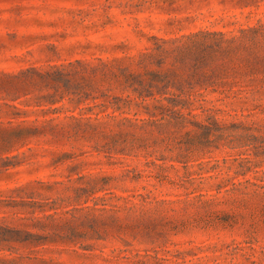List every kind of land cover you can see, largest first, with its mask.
<instances>
[{
    "label": "rangeland",
    "instance_id": "374dc122",
    "mask_svg": "<svg viewBox=\"0 0 264 264\" xmlns=\"http://www.w3.org/2000/svg\"><path fill=\"white\" fill-rule=\"evenodd\" d=\"M249 27V99L128 85ZM0 264H264V0H0Z\"/></svg>",
    "mask_w": 264,
    "mask_h": 264
},
{
    "label": "trees",
    "instance_id": "16d2710c",
    "mask_svg": "<svg viewBox=\"0 0 264 264\" xmlns=\"http://www.w3.org/2000/svg\"><path fill=\"white\" fill-rule=\"evenodd\" d=\"M249 30L252 28H241L239 34H233L219 29L199 28L169 39L160 38L163 43L156 47L157 58L161 62L165 57L171 56L174 66L163 72H155V78L148 81L145 90L136 86L135 82L128 85L140 98L154 94L153 86L160 96H167L165 93L168 88L173 87V94L167 97H171V103L178 106L179 110L187 108L190 117L199 114L193 111L194 107H200L204 111L214 110L213 107L206 108V103L214 104L217 100L225 99H249L254 91H259L262 87L254 86V89L239 85L246 79L243 76L246 70L241 64L246 57L242 56L240 50L244 49L245 42L249 39ZM164 43L170 45L166 46ZM41 75L48 77V71ZM139 85H144L141 79ZM215 93L219 94L215 99L206 97ZM113 107L119 109L122 106L114 102ZM188 115L179 113L176 122L184 124L190 120Z\"/></svg>",
    "mask_w": 264,
    "mask_h": 264
}]
</instances>
